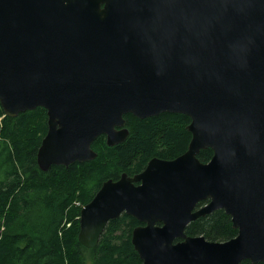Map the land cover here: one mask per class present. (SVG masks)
Segmentation results:
<instances>
[{
    "label": "water",
    "instance_id": "obj_1",
    "mask_svg": "<svg viewBox=\"0 0 264 264\" xmlns=\"http://www.w3.org/2000/svg\"><path fill=\"white\" fill-rule=\"evenodd\" d=\"M0 106L45 110L42 172L94 160L100 136L125 141L124 115L186 116V151L104 182L78 242L125 214L141 264L264 263V0H0ZM217 210L234 238L185 234Z\"/></svg>",
    "mask_w": 264,
    "mask_h": 264
},
{
    "label": "trees",
    "instance_id": "obj_2",
    "mask_svg": "<svg viewBox=\"0 0 264 264\" xmlns=\"http://www.w3.org/2000/svg\"><path fill=\"white\" fill-rule=\"evenodd\" d=\"M123 119L128 136L122 143L108 147L100 136L91 146L94 160L42 172L36 152L47 131L45 110L11 118L0 106V264H141L130 238L142 224L122 214L108 222L98 244L88 249L78 242L80 210L104 182L124 173L133 176L152 158L172 160L183 154L190 141L189 119L169 113ZM211 157L210 149L197 156L201 163ZM185 234L224 242L237 231L230 217L217 210L191 222Z\"/></svg>",
    "mask_w": 264,
    "mask_h": 264
},
{
    "label": "flooded vegetation",
    "instance_id": "obj_3",
    "mask_svg": "<svg viewBox=\"0 0 264 264\" xmlns=\"http://www.w3.org/2000/svg\"><path fill=\"white\" fill-rule=\"evenodd\" d=\"M128 176V175H127ZM208 201H206V202H202L203 204L202 205H200V203L198 204V206L200 207V206H203L204 204H206Z\"/></svg>",
    "mask_w": 264,
    "mask_h": 264
},
{
    "label": "rangeland",
    "instance_id": "obj_4",
    "mask_svg": "<svg viewBox=\"0 0 264 264\" xmlns=\"http://www.w3.org/2000/svg\"><path fill=\"white\" fill-rule=\"evenodd\" d=\"M87 264H89V263H87Z\"/></svg>",
    "mask_w": 264,
    "mask_h": 264
}]
</instances>
